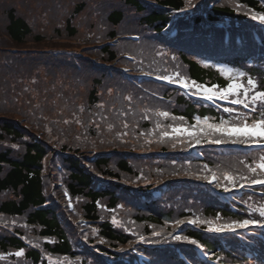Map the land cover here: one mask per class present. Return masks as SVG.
Segmentation results:
<instances>
[{
	"label": "trees",
	"instance_id": "16d2710c",
	"mask_svg": "<svg viewBox=\"0 0 264 264\" xmlns=\"http://www.w3.org/2000/svg\"><path fill=\"white\" fill-rule=\"evenodd\" d=\"M214 1L191 0L190 6L189 0H0V264H107L106 258H124L141 237L147 245L139 249L152 257L151 264H186L176 245L196 264H210L191 240L221 264H264L261 243L245 246L229 236L225 249L220 236L192 228L176 233L179 240L167 237L176 232L177 220L192 214L215 226L259 218L258 211L232 210L203 185L214 171L221 185L228 183L225 174L237 186L243 183L242 176L255 175L251 153L228 161L214 151L191 161L172 154L188 149L196 137L231 142L235 136L193 126L195 117L233 124L237 115H222L151 81L141 90L92 60L130 64L123 56L128 51L137 58L136 72L206 86L225 85L212 67L223 60L226 68L243 70L258 82L250 95L264 92V43L258 45L250 32V26L262 24L252 16L264 13V0ZM218 21L233 34L247 33L242 49L235 40L224 46ZM174 27L179 32L172 37ZM132 33L142 40L132 41ZM114 36L123 39L111 46ZM82 47L88 49L83 57ZM258 107L251 122L264 111L259 102ZM174 127L196 133L183 136ZM61 178L74 208L59 186ZM184 178L190 180L179 181ZM165 182L168 191L154 200L152 189ZM256 203L255 209L264 205Z\"/></svg>",
	"mask_w": 264,
	"mask_h": 264
},
{
	"label": "snow or ice",
	"instance_id": "6c2138e0",
	"mask_svg": "<svg viewBox=\"0 0 264 264\" xmlns=\"http://www.w3.org/2000/svg\"><path fill=\"white\" fill-rule=\"evenodd\" d=\"M189 5L191 6V0H189ZM259 19L260 21L264 22V15H260L257 17L256 15L252 16V19ZM218 71L226 78L225 85H212L208 87L206 85L198 84L196 81H192L189 84L187 81L180 80L177 81L179 86L188 90L192 91L194 95H197L201 99H205L209 102H214L216 100H229L233 105L240 104L243 105L244 108L249 109V114H238L236 119L241 120L240 124H229L227 120H221L219 123H209L208 117H195L196 125L193 127H197L201 124L204 125V128L199 129L200 132H204L208 130V134L213 133H220L221 137L228 136L233 137L234 135L236 138H233L231 142H244L245 140H252L254 143H259L260 141H264V111H259L258 117L253 119L252 122L249 124V116L252 113H257V108L251 107L248 103V97L250 93L257 88L258 82L251 78L247 77L246 72L243 70H236L230 68H220ZM179 75V74H177ZM247 77V78H246ZM160 79L168 80L169 82H173V78L169 76L158 77ZM246 78V85L243 82ZM243 97V98H241ZM259 102L260 108H264V92L256 91L254 95L251 96V103L252 105H256ZM224 111L233 113L235 110L232 108H225ZM160 115L167 117L169 116L168 112H162ZM179 119H183L180 117ZM173 133H181L185 132L191 136L193 133L189 132L187 128H172ZM162 135L164 137L169 136L167 131L163 132ZM243 139H240V137ZM199 142V141H197ZM210 142L212 143H223L225 142L222 138L213 139ZM259 169V172L257 171ZM252 173L255 175L248 177L242 176L241 179L245 180L246 184H240L239 187L245 186H252V185H264V157L260 158V162L250 169ZM204 179L208 180L209 183H216L217 186L222 187L223 191L228 192L231 189L237 187V182L234 176L230 174H225L224 179L228 182L227 184L221 185L219 178L212 174L211 179L208 176L203 177ZM251 208L252 206L249 205ZM253 211L259 212V218L252 219L251 217L248 219H241L237 221H233L231 223H225L219 226H215L210 221H197V220H190L189 223H206L208 224V231L215 232V233H224V232H232L235 233L238 229H246L249 225H253L256 227L264 228V206H261L258 209L253 208ZM219 219V217H217ZM177 225L183 223V221L177 220L175 222ZM153 235H160V233L154 232ZM144 237H141L143 240ZM175 239H181L180 236H176ZM183 239L188 240V237H183ZM190 243L197 245L200 247L197 241L191 240ZM21 252H17L16 255H21Z\"/></svg>",
	"mask_w": 264,
	"mask_h": 264
}]
</instances>
